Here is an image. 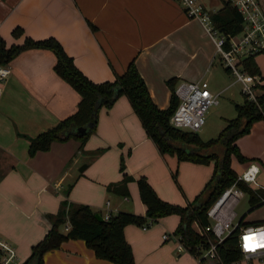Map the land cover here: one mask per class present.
I'll return each instance as SVG.
<instances>
[{
    "label": "crops",
    "instance_id": "0c3cea01",
    "mask_svg": "<svg viewBox=\"0 0 264 264\" xmlns=\"http://www.w3.org/2000/svg\"><path fill=\"white\" fill-rule=\"evenodd\" d=\"M15 26L22 29L18 35L11 34ZM0 36L5 45L21 43L24 36H53L93 81L112 79L133 58L159 107L168 103L166 78L207 88L209 73L224 69L200 21L187 16L177 0H0ZM260 57L254 55L256 63ZM54 60L49 48L25 47L6 62L10 72L0 79V238L12 247L14 263L44 234L46 214L55 212L62 199L87 203L101 216L118 210L143 215L145 205L133 179L126 182L127 195L106 188L121 178L120 157L127 174L144 175L161 199L181 205L202 189L211 173V162L160 153L123 94L109 107L98 108L94 129L82 143L72 137L54 140L46 150L29 155L21 133L33 136L53 125L74 111L79 99L53 71ZM259 72L264 74V67ZM259 77L264 84V75ZM232 82L210 90L220 93ZM240 136L235 142L242 152ZM80 163H85L82 171ZM229 208L228 202L222 205L232 215ZM177 221L178 215L170 213L145 228L123 226L135 264H199L186 249H176L175 238L161 237ZM40 264L118 263L95 256L81 238H68L45 250Z\"/></svg>",
    "mask_w": 264,
    "mask_h": 264
},
{
    "label": "trees",
    "instance_id": "16d2710c",
    "mask_svg": "<svg viewBox=\"0 0 264 264\" xmlns=\"http://www.w3.org/2000/svg\"><path fill=\"white\" fill-rule=\"evenodd\" d=\"M209 16L213 26L224 35L223 46L226 47L228 36L236 34L241 28L240 13L228 1L221 0L220 6L211 11ZM88 24L93 26L90 22ZM21 32L22 29L19 26L11 29L13 35ZM25 47L49 48L55 56L53 71L79 95L75 110L58 119L53 125L33 136L21 133L27 138L29 155L37 150H46L54 140L61 141L72 137L82 143L94 129L98 108L100 106L109 107L118 95L123 94L145 133L160 153L173 154L177 160L197 163L211 162V173L202 189L191 200L181 205L161 199L144 175L132 177L127 174L124 171L122 157H120L118 169L121 172V178L115 182H108L106 188L127 195L126 182L133 179L137 186L139 199L145 205L143 215L118 210L109 213L107 218L98 220L87 203L68 202L62 199L55 212L46 214L49 226L44 234L30 245L28 254L17 263L8 264H40L42 253L45 250L59 246L63 240L68 238H81L97 257L118 264H135L130 244L123 235V226L126 223L141 225L148 219L151 222L156 217L170 213L178 215V221L171 233L177 236L188 252L193 251L194 246L199 243L205 245L206 238H212L211 235L199 234L192 224L195 223L198 227H202L208 223L207 207L223 188L235 179L237 173L230 165L231 155L238 160L244 158L235 140L249 130L254 120L264 119V84L259 85L261 90L254 100L247 99L243 95L241 102H234L235 115L226 119L214 137L203 139L196 131L175 127L168 122V117L177 104V97L174 94L176 77L171 76L165 79V84L169 89L168 103L164 107H159L152 100L133 58L112 79L93 81L73 63L72 57L64 51L59 41L53 36L37 39L24 36L21 43L9 45H5L0 36V63H6ZM259 51H264V48ZM259 51L241 57V68L251 74H259L254 61V54ZM224 69L227 70L226 67ZM79 125H87L88 130L84 133H76L75 128ZM236 184L246 193L250 208L264 203L258 197L264 196L263 189H251L239 180ZM242 219L243 214L216 244V249L226 264L240 256L236 241L239 227L247 224H264V212L252 221H242ZM64 224H67L66 228ZM199 264L207 263L200 262Z\"/></svg>",
    "mask_w": 264,
    "mask_h": 264
},
{
    "label": "built area",
    "instance_id": "2783aa9c",
    "mask_svg": "<svg viewBox=\"0 0 264 264\" xmlns=\"http://www.w3.org/2000/svg\"><path fill=\"white\" fill-rule=\"evenodd\" d=\"M184 12L189 17L197 18L209 37L212 39L218 59L227 68L234 80L240 82V92L247 98L254 100L260 92V77L251 74L240 66V59L246 54L254 53L264 48V0H226L239 13L241 17V28L233 35L228 36V45L223 46L224 35L215 28L210 20L209 13L213 9H208L200 0H177ZM221 1V0H220ZM10 72V67L6 63H0V79ZM174 94L177 97V104L168 117V122L175 127L195 131L203 122L205 109L218 101V92H213L208 88L199 85L196 81L180 80L174 86ZM259 170L258 164L250 162L235 179L226 187L216 199L207 207L206 215L208 223L202 227L194 226L199 234L211 235L206 238V244L199 243L194 246L191 255L198 263L226 264L221 259L216 244L234 226L231 220L233 215L222 209V205L230 199H236L246 194L236 181L244 182L251 189H263L264 186L256 181V174ZM264 201V196H258ZM109 213L102 215L107 218ZM150 223H142L145 228ZM236 223V222H235ZM67 224H64V228ZM162 238H175L176 249H185L183 244L173 233L163 232ZM250 238V239H249ZM236 241L240 251V256L232 259L228 264H250L252 258L264 259V224H247L239 227ZM13 256L12 247L0 238V264H8Z\"/></svg>",
    "mask_w": 264,
    "mask_h": 264
},
{
    "label": "rangeland",
    "instance_id": "374dc122",
    "mask_svg": "<svg viewBox=\"0 0 264 264\" xmlns=\"http://www.w3.org/2000/svg\"><path fill=\"white\" fill-rule=\"evenodd\" d=\"M200 1L208 9L213 10L219 7L221 4L220 0ZM254 55L255 58L258 55L261 56V59L257 61L259 69L260 66L264 67V51H259ZM214 61L217 62L218 65H220L217 58H215ZM219 67H221V65ZM220 69V73H209V76H207L209 80V84H207L209 85V87L207 88H209V90H216L224 86L231 79H233V82L224 91L218 93L217 103L211 104L205 109L203 113V122L195 130L197 134L203 139L214 137L217 134L218 130L224 125L226 119L231 118L235 115L233 103L241 102L243 98V94L240 92V82L234 80V77L230 72L228 73L222 67ZM256 75L260 76L264 74L259 72V74ZM199 85H203V83H200ZM240 137H242V145L246 150L241 146L242 152L240 153L244 156V158L241 160H238L234 155H231V163L233 165V168L236 173H240L250 162H255L259 166V170L256 174V181L264 186V119L254 120L251 123L249 130L246 133L242 134ZM81 164L82 163H80L79 166ZM61 194L65 195L63 193ZM228 203H230L229 211L233 215L231 220L232 225L235 224L237 219L242 214V221H252L259 218L264 212V203L250 208V204L248 202L246 194H243L234 200L230 199ZM250 264H264V259L252 258Z\"/></svg>",
    "mask_w": 264,
    "mask_h": 264
},
{
    "label": "water",
    "instance_id": "95a60500",
    "mask_svg": "<svg viewBox=\"0 0 264 264\" xmlns=\"http://www.w3.org/2000/svg\"><path fill=\"white\" fill-rule=\"evenodd\" d=\"M88 130V126L85 125V126H82V125H79L75 128V132L80 134V133H84ZM85 166V163H82L79 167H78V170H82L83 167ZM69 184L66 185L65 188L62 189V192L65 193L67 191V188H68ZM94 217L98 220H101L102 219V216H101V213L100 211H94L93 213Z\"/></svg>",
    "mask_w": 264,
    "mask_h": 264
},
{
    "label": "snow or ice",
    "instance_id": "6c2138e0",
    "mask_svg": "<svg viewBox=\"0 0 264 264\" xmlns=\"http://www.w3.org/2000/svg\"><path fill=\"white\" fill-rule=\"evenodd\" d=\"M250 239V238H249Z\"/></svg>",
    "mask_w": 264,
    "mask_h": 264
}]
</instances>
